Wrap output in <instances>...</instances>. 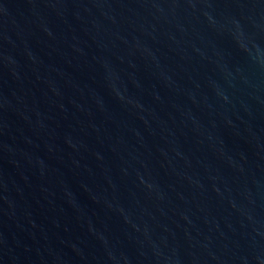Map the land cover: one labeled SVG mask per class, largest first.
<instances>
[{
	"label": "water",
	"instance_id": "95a60500",
	"mask_svg": "<svg viewBox=\"0 0 264 264\" xmlns=\"http://www.w3.org/2000/svg\"><path fill=\"white\" fill-rule=\"evenodd\" d=\"M0 264H264V0H0Z\"/></svg>",
	"mask_w": 264,
	"mask_h": 264
}]
</instances>
